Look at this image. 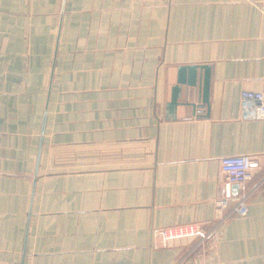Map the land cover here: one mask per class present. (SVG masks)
Here are the masks:
<instances>
[{"label": "crops", "instance_id": "1", "mask_svg": "<svg viewBox=\"0 0 264 264\" xmlns=\"http://www.w3.org/2000/svg\"><path fill=\"white\" fill-rule=\"evenodd\" d=\"M188 64L212 67L209 115L170 118ZM246 89H264V0H0V264H264ZM238 154L260 161L246 216L217 204L241 194L221 168ZM185 222L214 235L153 245Z\"/></svg>", "mask_w": 264, "mask_h": 264}, {"label": "built area", "instance_id": "2", "mask_svg": "<svg viewBox=\"0 0 264 264\" xmlns=\"http://www.w3.org/2000/svg\"><path fill=\"white\" fill-rule=\"evenodd\" d=\"M146 1V0H139ZM241 117L245 120L264 119V89L243 90L240 96ZM260 167L258 157L249 154L226 155L221 158V168L226 173L228 181L238 184L240 196L231 203L228 198L219 199L221 209L230 207V214L246 216L249 212L247 183L252 178L254 169ZM215 228H207L196 222L178 223L169 226H160L153 229L152 241L155 247H165L170 242L188 238H198L205 242L214 235ZM125 264V263H109Z\"/></svg>", "mask_w": 264, "mask_h": 264}, {"label": "water", "instance_id": "3", "mask_svg": "<svg viewBox=\"0 0 264 264\" xmlns=\"http://www.w3.org/2000/svg\"><path fill=\"white\" fill-rule=\"evenodd\" d=\"M211 72L212 67L209 64H188L178 67L177 84L173 86L171 99L167 103L170 118L176 117V109L179 105L190 106L193 114L209 115ZM184 86L186 88L183 91ZM195 87H198V100L192 101L190 100L191 89ZM200 108H206V110L201 112ZM235 186L240 187L238 184Z\"/></svg>", "mask_w": 264, "mask_h": 264}]
</instances>
